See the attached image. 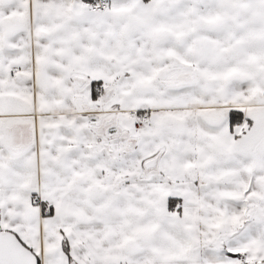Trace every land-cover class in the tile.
Wrapping results in <instances>:
<instances>
[{
	"label": "snow or ice",
	"instance_id": "6c2138e0",
	"mask_svg": "<svg viewBox=\"0 0 264 264\" xmlns=\"http://www.w3.org/2000/svg\"><path fill=\"white\" fill-rule=\"evenodd\" d=\"M0 264H264V0H0Z\"/></svg>",
	"mask_w": 264,
	"mask_h": 264
}]
</instances>
